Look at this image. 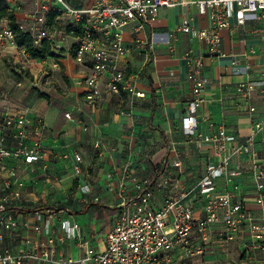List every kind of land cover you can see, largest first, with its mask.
Here are the masks:
<instances>
[{
    "label": "crops",
    "instance_id": "0c3cea01",
    "mask_svg": "<svg viewBox=\"0 0 264 264\" xmlns=\"http://www.w3.org/2000/svg\"><path fill=\"white\" fill-rule=\"evenodd\" d=\"M7 1L12 7L13 1ZM19 1L22 5L31 4L29 0ZM183 14L190 17L194 30L210 24L208 15L200 14L192 3L186 11L179 6L162 8L144 29H137L135 23L128 25L123 39L132 49L117 57L116 66L125 70L133 92L114 93L106 88L110 73L105 72L99 78L101 92L93 101L85 99L88 89L82 81L87 70L72 56L75 38L66 40L72 47L71 52L57 57L66 82L65 91L49 87L50 102L37 96L41 89L36 84L17 77L16 70L9 66V59L19 61V52L13 47L0 49V117L6 113H23L32 134L34 118L41 117L44 122L41 159L29 167H24L21 161L12 164L24 184L22 204L26 215L22 217L32 225L35 224L33 209L58 206L68 209L71 214L67 217L79 225V235L68 238L56 221V258L80 257L81 240L95 249L101 248L104 234L119 215L121 197L134 193V181L160 178L164 167L166 171L174 170V150L181 155L182 165L176 176L180 190L195 188L206 173L207 164L217 162L209 144L197 146L181 131V118L191 94L188 65L182 56L185 51L204 55L201 75L205 85L196 113L198 130L212 134L223 127L240 138L250 133L254 116L239 110L235 86L241 81L264 78V34L258 31L264 28V19L249 18L243 26H236L230 19L229 27L220 32V48L225 55L210 57L206 46L195 36L175 32ZM18 15L16 20L21 19ZM166 34H169V43L159 42L157 38L153 54L135 46L137 39L145 41L152 35L156 38ZM232 61L237 62L236 66ZM40 70L36 68V75L31 72L34 80ZM137 92L142 95L136 96ZM262 98L264 96L256 94L251 103L259 108ZM68 112L69 119L64 117ZM254 147L264 156V130L255 136ZM63 154L68 157L63 158ZM74 154H79L80 158L77 160ZM237 162L238 157H233L228 168ZM240 162L247 172L231 180L218 178L215 193H232L234 199L244 201L253 214L260 217L264 210L254 202L255 181L248 172V163ZM163 196L162 192L153 190L155 206L162 204ZM189 198L196 218L201 214L203 199L194 193H190ZM219 229L220 225L212 227L208 240L201 243L205 250L193 258L196 264H264L261 251L252 250L248 254L244 251L243 241L248 235L236 234L232 240L220 243L217 240ZM19 236L34 238V233L31 228L20 230L17 236L7 239V243L15 249L22 247ZM236 251L240 254L238 262L232 257ZM256 253L258 258H255Z\"/></svg>",
    "mask_w": 264,
    "mask_h": 264
},
{
    "label": "built area",
    "instance_id": "2783aa9c",
    "mask_svg": "<svg viewBox=\"0 0 264 264\" xmlns=\"http://www.w3.org/2000/svg\"><path fill=\"white\" fill-rule=\"evenodd\" d=\"M10 8L15 17L23 9L19 0H12ZM31 8L24 18L16 20L21 32L31 35L34 47L43 42L52 43L51 28L60 26L66 37L76 39L72 56L74 61L87 70L83 83L88 91L87 101L99 96V78L110 73L105 87L114 93L133 92L125 70L116 66L119 55L131 51L124 44L123 32L131 23L137 29L151 25L162 8L181 7L185 11L190 4L197 6L200 14L210 18L209 26L194 30L190 17L183 14L175 32L191 34L207 48L210 57L224 56L220 48L223 29L233 19L236 26L245 25L249 18L264 19V0H29ZM264 34V28L258 29ZM169 43V34L149 40L135 41L136 48L153 54L158 41ZM13 47L18 52L29 55L15 43V31L7 19L0 21V49ZM173 50V47L171 48ZM147 56H150L149 54ZM188 65L187 79L191 84V94L186 111L181 118V131L190 142L197 146L209 144L217 157V162L207 164L204 175L197 186L190 190L181 189L177 174L181 169L180 154L174 150L173 169L162 168L160 178L134 181V193L123 195L119 215L103 237V246L95 249L87 241L81 240L82 255L78 258L55 257L58 229L68 238L79 235V225L67 216L70 211L64 207L51 206L33 209L35 224L30 225L23 207L22 188L24 186L16 168L12 165L21 161L29 167L39 161L43 153L42 133L44 122L34 118V132L30 131L28 119L23 113H6L0 117V264H196L195 256L205 250L201 243L210 237V230L220 225L217 240L226 243L236 234L245 233L244 251L264 253V215L257 217L244 201L234 199L230 192L215 193L216 181L220 177L231 180L246 173L241 160L249 165L256 189L254 202L264 210V156L254 147L255 136L264 130V98L259 108L251 103L254 95L264 96V78L241 81L235 86L237 106L240 111L254 116L250 133L240 138L220 127L216 133L204 134L198 130L197 109L202 101L201 92L205 79L201 75L204 55L187 50L182 54ZM233 66L237 62L232 61ZM141 96V93H135ZM122 114H129L124 113ZM64 117L71 118L70 112ZM98 143L95 147H98ZM239 162L228 168L233 157ZM67 158V154L62 155ZM77 160L79 154H74ZM78 172V167H74ZM236 188V187H235ZM153 190L164 194L160 206L152 200ZM190 193L202 198L200 216H194ZM66 215L65 218L63 216ZM31 226V227H30ZM32 229L34 238H20V248L7 243L20 230ZM198 241V243H195ZM175 261V262H174Z\"/></svg>",
    "mask_w": 264,
    "mask_h": 264
},
{
    "label": "rangeland",
    "instance_id": "374dc122",
    "mask_svg": "<svg viewBox=\"0 0 264 264\" xmlns=\"http://www.w3.org/2000/svg\"><path fill=\"white\" fill-rule=\"evenodd\" d=\"M6 4L9 6L8 1L5 0ZM31 5H23V9L19 12V17L24 18L25 14L29 12ZM52 35V43L50 45V52L54 54V56H48L44 60L33 59L30 55H24V53L19 51V61H15L13 59H9V66L16 70L18 74L17 77L23 80H29L37 85L40 92L48 93L47 89L51 87L52 89H61V91H65L66 82L64 81L62 75V68L59 64L57 57H61L64 52H71L72 47L68 45L66 40L67 37L61 31L59 25L56 24L54 28H51ZM36 64L38 66H36ZM54 64V65H53ZM36 68H40V72L37 75V79L34 80V76H31V72L33 71L34 75H36ZM258 258L259 254H255ZM233 259L238 262L240 258V254L238 251L234 252L232 255ZM254 258V257H252ZM175 262V261H174ZM254 264V263H251Z\"/></svg>",
    "mask_w": 264,
    "mask_h": 264
},
{
    "label": "trees",
    "instance_id": "16d2710c",
    "mask_svg": "<svg viewBox=\"0 0 264 264\" xmlns=\"http://www.w3.org/2000/svg\"><path fill=\"white\" fill-rule=\"evenodd\" d=\"M10 5L8 6L5 0H0V21L2 19H7L8 24L12 26L15 31V43L18 47L23 48L33 59L44 60L48 56H54L53 53L50 52L51 48L47 42H43L40 47L36 48L33 45L32 37L30 34L21 32L16 26V18L13 14L12 9H10ZM37 96L39 98L45 99L50 102L51 97L47 93H43L37 91Z\"/></svg>",
    "mask_w": 264,
    "mask_h": 264
}]
</instances>
